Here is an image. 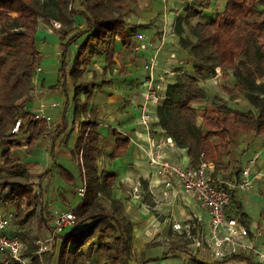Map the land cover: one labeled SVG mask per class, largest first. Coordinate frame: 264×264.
<instances>
[{"label": "trees", "instance_id": "1", "mask_svg": "<svg viewBox=\"0 0 264 264\" xmlns=\"http://www.w3.org/2000/svg\"><path fill=\"white\" fill-rule=\"evenodd\" d=\"M226 1L223 10L209 22L192 25L191 20L202 12L195 4L185 6V15L175 16L173 32L180 47L188 51L194 74L177 75L168 84L156 110L161 129L173 137L177 147L187 149L189 162L198 166L201 161H210L212 176L223 178L241 171L245 150L241 144H250L257 135H264V0ZM135 3L136 0H0V168L9 172L0 175V205H13L12 220L15 219L20 236L24 218L35 220L39 227L48 224L43 214L47 211V197L42 190L33 191L32 171L19 152L24 146L30 152L50 131L45 118H33L26 106L42 59L35 37L39 23L60 22L61 36H68L61 44L59 83L50 88H60L66 97L60 125L66 128L69 105H73L77 117L89 109L88 101H81V92L90 88L95 72L87 76L85 63L98 50L111 63L117 37L122 45L132 49L136 31L128 27L124 12ZM78 15L83 17L85 28L75 23ZM83 34L87 36L68 68V48ZM217 67L232 70L234 87L254 110L243 111L213 102L210 113H199L197 104L207 98L200 79L211 77ZM67 78L72 90H68ZM89 114H95V109L91 108ZM23 115L19 132L12 133L15 120ZM81 123L74 151L85 190L74 208V226L54 239L61 240L56 264H130L132 225L122 213L119 201L112 198L114 173L106 168L99 170L98 166L104 149L110 147L107 159L112 161L126 152L130 138H117L110 143L100 137L96 124L90 120ZM59 176L67 184H75L74 175L66 168L60 167ZM236 216L249 225L250 220L241 209ZM246 257L232 255L228 259ZM196 261L221 264L224 260Z\"/></svg>", "mask_w": 264, "mask_h": 264}, {"label": "crops", "instance_id": "2", "mask_svg": "<svg viewBox=\"0 0 264 264\" xmlns=\"http://www.w3.org/2000/svg\"><path fill=\"white\" fill-rule=\"evenodd\" d=\"M178 2L185 5L183 0H136L135 4H131L134 7L131 8V6L129 8L125 17L129 23L128 27L136 28L135 31L141 30L148 36H157L163 23L171 22L166 27L165 32L168 33L169 41H176L177 35L173 32L175 15L172 10L175 6L178 8L176 9L178 11L182 8L179 7ZM198 7L202 8L200 4ZM178 11L176 14L179 13ZM195 18H197V22H209L214 17L207 19L208 17H205L201 12ZM74 21L76 24L84 23V19L80 15L76 16ZM61 35L59 28H56L53 22L38 26L35 37L37 47L42 54V59L33 78L34 87L30 93V99L26 102L28 109H35L42 99L48 103L52 101L57 102L55 107L48 110L52 116V120L49 123L50 131L38 140L30 152L26 150L23 155V160L28 162V168L32 171L33 177L31 181L34 183L33 191L39 193L42 190L45 197H50L55 201L52 203L48 202L49 207L47 204V211L54 208V212L49 211V215L54 217L58 210L75 208L83 197L78 194V190L83 186L84 181L82 182L79 179V167L74 147L81 129V122L83 120H90L93 124L97 125L100 137L104 141L112 143L117 138H126L127 136L133 139H129L130 143L126 152L115 157L112 161L107 159L108 162L105 166L99 167V170L106 168L115 175L111 195L112 198L119 201L120 205H122V213L132 225L131 234L140 229L144 234L149 235V238H154L158 234L167 231L169 229L168 225H172V221L174 220L183 223L187 222V220H194L207 228L208 216L205 210L200 208L192 199L185 200L179 190L178 192L175 189L167 190L168 194L165 196L162 193L165 188L161 184V178L155 173L150 164L147 163L145 150L142 148V145L146 141V135H144L143 129L138 127L136 121L138 105L144 93L140 80L142 73L138 78L132 77L131 73L139 63H137V59L134 60L132 58L134 56L133 50H129L131 54L128 53V55L124 53V50L122 51L123 47L126 46L122 45L119 37H117L115 43V52L111 63H107L105 54L100 50L87 62H93L95 56H99V59H101L99 78L94 68L90 73L91 76L95 72V78L91 81L92 85L87 90L81 92V95L84 96L81 101H88L89 109L77 117L72 105L73 109L68 108L69 110L65 116L66 128L60 126L63 124V114L60 106H64L66 97L60 88L55 90L50 88L59 83L62 54L61 44L64 40V37ZM169 41L166 48L160 53L162 66H165L167 63L166 59L170 49L174 48L170 45L171 42ZM81 42H74L69 46L66 54L68 68L72 66L71 64ZM126 50L128 51L127 47ZM136 56H140V59L144 61V55L138 54ZM68 82V90H72L73 86L70 79H68ZM91 108L95 109V114L92 116L89 114ZM153 126L156 128V135L162 133L157 120L154 121ZM241 147L245 149L241 159L242 167L246 164L247 160L255 157L256 167L264 169L263 134L257 135L255 140L250 144L243 142ZM23 148L25 149V146ZM109 148L103 150L104 152L98 160V166H100L101 157L106 154L108 156L110 152ZM167 153L168 158L177 163H190L186 148L183 149L176 146L173 149L167 150ZM60 167L66 168L74 175V185L67 184L59 176ZM0 171V175L5 174V169L0 168ZM138 183L141 184L140 195L135 196L130 194L131 188ZM175 187L178 188L177 186ZM145 198L147 200L144 201ZM132 204L135 205V208L130 207ZM240 209L244 213L245 218L250 220L247 227H249L252 233L259 231V242H264V189L261 181L255 182L248 191L235 192V197L232 198L230 203L229 214L231 213L236 216V212ZM43 214L49 223V215H47V218L46 213ZM52 219L50 220L52 221ZM189 247L194 251V254L196 251L200 252L193 245ZM180 253L183 255L181 264H185L187 254ZM180 253L177 256V264H180ZM202 256V259L205 261L215 262L214 260L212 261L207 251ZM246 256L245 260L226 258L221 264H260L255 258L249 255ZM166 258L168 257L163 256L160 259L161 261H157V264H165L164 259Z\"/></svg>", "mask_w": 264, "mask_h": 264}, {"label": "built area", "instance_id": "3", "mask_svg": "<svg viewBox=\"0 0 264 264\" xmlns=\"http://www.w3.org/2000/svg\"><path fill=\"white\" fill-rule=\"evenodd\" d=\"M186 5H192L190 0H185ZM178 15V13L176 14ZM56 28H60V22L51 20ZM161 28L157 36H148L141 30H137L134 36L133 52L144 55L143 72L140 75L143 98L138 105L137 125L142 128L146 141L142 145L145 150L147 163L161 178L164 186L162 193L166 196L167 190L175 189L181 192L186 200L192 199L200 208H203L208 216L207 228L198 224V221L187 222L172 221L175 230L184 232L193 240L195 247L207 249L212 260H224L232 255H249L260 264H264V242H259V231L252 233L249 227L235 215L229 214L233 193L236 191H248L257 181L262 182L264 189V169L256 167V158L247 160L241 166L238 175L228 178L212 176L210 161H201L198 166L191 163L180 164L168 158L167 150L176 147L173 137L163 132L156 135L154 121L157 120V105L166 95V89L177 75L185 73L183 58H179L177 51L178 41H171L165 66L161 65L160 53L166 48L165 30ZM219 67L214 75H218ZM57 102L40 101L31 111L33 118H45L48 124L52 120L49 108L56 106ZM25 116L17 118L11 129L12 133H18ZM158 121V120H157ZM129 137V136H128ZM133 140L132 137H129ZM177 186L178 188H176ZM141 184H136L132 194L139 196ZM85 185L79 188L78 194L83 195ZM14 212L3 213L0 211V264H31L24 255L25 242L21 239L16 229H11L10 224ZM76 220L74 208L60 210L51 221V230L46 238L39 242V247L33 252L42 261V253L50 251L56 235L74 226Z\"/></svg>", "mask_w": 264, "mask_h": 264}, {"label": "rangeland", "instance_id": "4", "mask_svg": "<svg viewBox=\"0 0 264 264\" xmlns=\"http://www.w3.org/2000/svg\"><path fill=\"white\" fill-rule=\"evenodd\" d=\"M183 1L185 3V0H183ZM190 1H191V3L193 2L196 6H198L199 4L202 6V8H200V9L202 10L203 15L205 17H208L207 19H211V18L215 17L214 15L217 12H221L223 10V8L225 7L226 2H227L226 0H195V2H194V0H190ZM193 3H192V5H194ZM178 5H179V7H182V8H180L182 10H180V9H179V11L176 10L178 8L175 6L174 9L172 10L173 14L176 16V12L178 11L179 12L178 15H180V14L185 15L184 8H185V6H187L186 3H185V5H183L182 3L178 2ZM133 7H134V5L131 8H133ZM129 8L127 10H125V12H124L125 17L127 15ZM204 22H206V21H204ZM170 23L164 22L162 28H164V30H166V27L168 25H170ZM173 23H174V21H173ZM191 23H192V25L197 23V18L192 19ZM43 24L47 25L48 23H46V22L41 23V21H40L39 25H43ZM78 25L81 26V28L86 27L85 21L82 24L78 23L77 26ZM185 32L189 35V32L187 29ZM165 34H166L165 41L168 42L169 41L168 36H167L168 33L165 32ZM86 36H87L86 34H83L81 37H79V40H77L76 42L77 43L79 41L83 42V40L86 38ZM64 38L66 39V38H68V36H64ZM175 39L178 41L177 36ZM171 41L172 40H170L169 42H171ZM178 44H179V42H178ZM166 46H167V44L165 45V47ZM179 47H180V45H179ZM127 49H128V51L132 50L129 48H127ZM181 49H183V51H181ZM123 50H124V53H127L126 55H128V53L131 54V51L128 52L126 50V47H123L122 51ZM177 53H178L177 56L179 58H181V57L183 58V61H184L183 67H184L185 71L189 74H194L193 62L188 58V51L186 49L180 47V48H178ZM133 55L134 56L132 58H134V60L137 59V63H139V65L136 67V69L133 70L131 75L133 78H135V77L138 78L139 75L143 72V65H142L143 60L140 59L141 58L140 56L137 57L135 53H133ZM100 62H101V59H99V56H95V59L93 60V62L91 61L90 63H87L85 65L86 74L88 73L87 76H90L91 71L94 70V68H95V71H96L98 78H99V75H100L99 67L101 66ZM200 84L207 91V98L205 99V102H203L202 104H197V108L199 110V113H201L202 111H203V113H210L212 111V109L214 108V105H215L213 102H216L218 104H223V103L229 104L230 106L237 108L239 110H243V111L254 110V108H252L250 106V104L247 103L242 92H240L239 89L234 87L235 77L232 74L231 69L223 70V69L219 68L218 75L213 74L211 77L201 78ZM72 96H73V94H72ZM72 96H71V98H72ZM83 98H84V96L82 95L81 100H83ZM42 101H46V100L42 99ZM50 103H52V102H50ZM28 106H30V105H28ZM69 106H70L69 108H71V110H72L73 109L72 104ZM52 107H55V106H52ZM60 109L62 112L63 106H60ZM61 112H59V113L61 114ZM198 119L201 120L200 117H198ZM25 151L26 150L24 148H22V150L19 151L21 156L24 155ZM0 161H1V159H0ZM107 162H108V160H107V154H106V155H103L101 157V162H100L99 167L105 166V164ZM6 174H9V172H7L5 170V175ZM132 189L133 188H131V190H130V194H132V192H131ZM139 194H140V192H139ZM145 200H147V198H145L144 201ZM47 201L49 203L55 202L50 197H47ZM8 205H9V207H8ZM48 207H49V204H48ZM130 207L135 208V205L132 204V206H130ZM53 209L52 210L50 209L49 211L54 212ZM120 209H121V211L123 210L122 205L120 206ZM0 211L3 213L12 212V211H14L13 205H10L9 203L4 204V202H3V204L0 205ZM49 211H45L46 216L50 214ZM59 211L60 210H58V212ZM31 215H33V214H31ZM50 219L51 218L49 217L48 220L51 222ZM24 220H25L24 223L21 225L22 232H23L21 239L25 242V245H26V250L24 251V255L27 256V258L31 261V264H56V260L58 257V255H57L58 247H59V243L61 240L54 241L52 244V246H53L52 249L50 251H46V252L42 253V261H40V258L38 256L33 254V252L36 251L37 248L39 247V242L42 241L43 238H46L49 235V232H50L51 227H52L50 225L52 223L49 222L48 224H42L41 227H39V226H37L35 220L30 221V220H28V218H26V219L24 218ZM14 222H15V219L11 221V224H10L11 229L12 228L15 229ZM49 226H50V228H49ZM168 226H169V229H167V231L163 232L162 234H158L154 238H151V237L149 238V235L144 234L142 232V230H140V229H137L136 232H133L131 234V237H130L131 238L130 239V248L128 251L129 252V254H128L129 263L130 264H153V263L157 264V261L162 259V257L164 256V257H168V258L164 259L165 264H177V260H178L177 256L180 252H182L183 254H187L185 264H195L197 262L196 260L202 261L203 260L202 255H204L206 253L207 249L205 250L204 248H202V246L195 247L193 245V240L191 238H189L188 236H185L184 232L179 231V230H175L172 227V225H168ZM56 243H58V245H56ZM192 245L196 248V250H198L200 252L196 251V253L194 254V251L191 250V248L189 247ZM173 256H175V257H173ZM180 256H181V259L179 260V262L181 264V262L183 260V255L180 253ZM170 257H173V258H170ZM204 259H206V258H204ZM101 264H105V263H101Z\"/></svg>", "mask_w": 264, "mask_h": 264}]
</instances>
